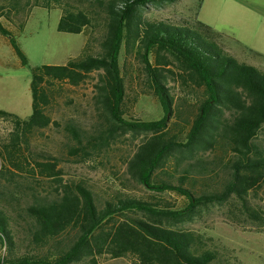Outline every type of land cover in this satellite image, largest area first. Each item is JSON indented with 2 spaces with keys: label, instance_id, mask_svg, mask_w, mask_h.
Masks as SVG:
<instances>
[{
  "label": "trees",
  "instance_id": "16d2710c",
  "mask_svg": "<svg viewBox=\"0 0 264 264\" xmlns=\"http://www.w3.org/2000/svg\"><path fill=\"white\" fill-rule=\"evenodd\" d=\"M176 0H0V33L28 65L3 19L22 26L31 6L59 9L58 30L83 34L103 23L97 52L66 65L33 69V112L23 120L0 110L13 131L0 148V178L20 171L56 184L50 196L34 195L24 213L0 204V264H98L100 258H134V264H242L227 249L184 228L211 206L232 200L264 228V211L254 201L264 192V70L238 60L222 34L199 22L151 21L143 9ZM136 59L164 109L159 120L128 114L121 64ZM99 72L94 85L96 122L53 116L59 85L80 87ZM174 82L182 94L170 86ZM68 106L69 102L67 103ZM47 130L62 137L55 154L34 153ZM131 133L143 136L128 159L126 177L144 192L101 197L84 181L67 182L58 166L80 163L108 150ZM33 161V165L30 162ZM172 192L185 205L164 196Z\"/></svg>",
  "mask_w": 264,
  "mask_h": 264
},
{
  "label": "rangeland",
  "instance_id": "374dc122",
  "mask_svg": "<svg viewBox=\"0 0 264 264\" xmlns=\"http://www.w3.org/2000/svg\"><path fill=\"white\" fill-rule=\"evenodd\" d=\"M61 15L59 9L31 6L23 15L21 27L3 19L4 26L25 54L28 65L21 63L10 38L0 33V110L23 120L29 119L33 112L31 82L34 68L66 65L83 54L87 42L91 51H98L104 33L102 22L93 29L87 28L83 34L64 33L58 30ZM143 15L151 21L179 25H190L198 20L222 34L223 46L230 54L264 70V0H176L171 4L149 5L143 9ZM124 62L122 50L128 114L133 119L146 122L161 119L165 114L164 109L150 89L143 66L134 58H130L125 65ZM98 78L99 72H94L80 87L59 85L62 96L53 109V116L61 121L75 118L84 126L91 127L96 122L93 97ZM170 86L177 96L182 95L174 82H170ZM12 131L11 122L0 119V148L8 141ZM44 135H38L33 142L34 153L55 154L62 137L52 130H47ZM142 138L138 136L133 139L129 133L120 138L121 142L113 144L101 154L80 163L62 161L58 169L65 181H84L103 198L116 192L142 194V188L128 181L125 165V160ZM261 141L264 144V130ZM30 164L33 165V161ZM55 186L51 180L38 174L32 177L20 171L14 180L0 178V204L13 213H24L23 208L31 203L34 195L50 196ZM164 196L176 201L179 207L185 205L183 197L176 193L167 192ZM254 201L264 211V192ZM184 228L226 248L232 262L264 264V228L242 214L234 200L225 206H211L203 210ZM98 264H134V258L104 257L98 260Z\"/></svg>",
  "mask_w": 264,
  "mask_h": 264
}]
</instances>
